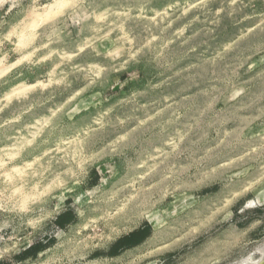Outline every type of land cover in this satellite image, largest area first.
<instances>
[{
	"label": "rangeland",
	"instance_id": "1",
	"mask_svg": "<svg viewBox=\"0 0 264 264\" xmlns=\"http://www.w3.org/2000/svg\"><path fill=\"white\" fill-rule=\"evenodd\" d=\"M262 249L264 0H0V264Z\"/></svg>",
	"mask_w": 264,
	"mask_h": 264
},
{
	"label": "trees",
	"instance_id": "2",
	"mask_svg": "<svg viewBox=\"0 0 264 264\" xmlns=\"http://www.w3.org/2000/svg\"><path fill=\"white\" fill-rule=\"evenodd\" d=\"M75 216L72 212H67L66 214H63L59 216L55 221L56 229H64L67 225H69L73 220ZM148 227L144 229H140L138 231L131 232L130 234L126 235L123 238H120L116 244L113 246V248L110 250L109 255H116L115 250L122 249V248H131L136 246L140 243V241L145 238V236L148 233Z\"/></svg>",
	"mask_w": 264,
	"mask_h": 264
},
{
	"label": "bare ground",
	"instance_id": "3",
	"mask_svg": "<svg viewBox=\"0 0 264 264\" xmlns=\"http://www.w3.org/2000/svg\"><path fill=\"white\" fill-rule=\"evenodd\" d=\"M58 5H59V4H58ZM55 6H57V5L55 4ZM59 6H60V5H59ZM58 8H59V7H58ZM48 12H49V10H48ZM49 14H50V13H49ZM43 16H44V15H43ZM31 86H32V85H31ZM26 87H28V86H26ZM26 87H25V88H26ZM23 89H24V87H23ZM14 93H15V92H14ZM12 159H13V158H12ZM13 168H14V167H13ZM15 170H16V168H15ZM5 173H6V172H5ZM5 173H3V174H5ZM7 175H8V174H7ZM34 187H35V186H34ZM14 190H15V189H14ZM262 251H263V252H262V253H263V256H262V257L264 258V249H262ZM263 262H264V260H263ZM246 263H247V261H246ZM260 264H261V263H260Z\"/></svg>",
	"mask_w": 264,
	"mask_h": 264
},
{
	"label": "water",
	"instance_id": "4",
	"mask_svg": "<svg viewBox=\"0 0 264 264\" xmlns=\"http://www.w3.org/2000/svg\"><path fill=\"white\" fill-rule=\"evenodd\" d=\"M263 260H264V258L262 257V259L260 260V262L258 264H260V263L264 264Z\"/></svg>",
	"mask_w": 264,
	"mask_h": 264
}]
</instances>
